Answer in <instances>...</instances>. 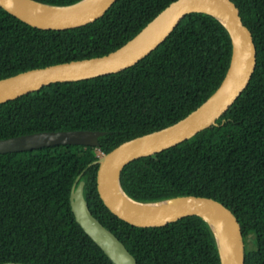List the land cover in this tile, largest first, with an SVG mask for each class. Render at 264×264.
<instances>
[{"label":"trees","instance_id":"16d2710c","mask_svg":"<svg viewBox=\"0 0 264 264\" xmlns=\"http://www.w3.org/2000/svg\"><path fill=\"white\" fill-rule=\"evenodd\" d=\"M71 5L81 0H36ZM175 0H117L95 22L65 30L33 27L0 6V79L30 69L107 55ZM257 46L254 75L236 102L194 137L125 166L121 183L143 203L215 198L239 218L246 264H264V0H233ZM233 44L226 26L191 13L157 49L124 71L57 82L0 104V139L43 131H104L99 145H55L0 153V264H114L76 220L77 178L93 214L138 264H222L215 234L194 215L164 227L113 214L97 187L102 155L182 120L222 85ZM256 241V243L254 242Z\"/></svg>","mask_w":264,"mask_h":264},{"label":"water","instance_id":"95a60500","mask_svg":"<svg viewBox=\"0 0 264 264\" xmlns=\"http://www.w3.org/2000/svg\"><path fill=\"white\" fill-rule=\"evenodd\" d=\"M85 1L60 6L36 0H0V6L33 27L65 30L95 22L117 0ZM191 13L215 16L230 33L233 44L232 60L222 85L200 107L177 123L125 141L95 161L94 164H99L98 192L113 214L138 227H164L184 217L196 215L204 219L213 230L222 264H246L247 244L255 234L249 233L245 237L239 218L221 201L205 196L184 195L143 203L131 198L121 183L122 172L132 161L174 147L217 125L218 119L248 87L257 67V46L253 32L244 23L241 11L233 0H175L133 39L107 55L30 69L0 79V104L52 83L80 81L124 71L157 49ZM105 134L104 131L92 130L36 132L0 139V153L22 152L55 145L98 146L99 138ZM81 176L77 178L71 193L76 220L114 264H138L135 256L119 237L91 211L84 193L85 181H80Z\"/></svg>","mask_w":264,"mask_h":264},{"label":"bare ground","instance_id":"6f19581e","mask_svg":"<svg viewBox=\"0 0 264 264\" xmlns=\"http://www.w3.org/2000/svg\"><path fill=\"white\" fill-rule=\"evenodd\" d=\"M87 1H90V0H86L85 2H87ZM217 13V12H216ZM217 14H219V13H217ZM143 206H153V205H143Z\"/></svg>","mask_w":264,"mask_h":264}]
</instances>
